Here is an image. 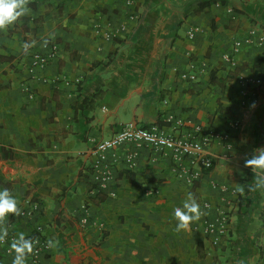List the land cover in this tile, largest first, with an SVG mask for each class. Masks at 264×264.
<instances>
[{"label": "crops", "instance_id": "1", "mask_svg": "<svg viewBox=\"0 0 264 264\" xmlns=\"http://www.w3.org/2000/svg\"><path fill=\"white\" fill-rule=\"evenodd\" d=\"M135 1L30 0V14L0 32V190L22 211L41 205L33 219L8 218V233L29 238L42 227L52 246L40 264H264V190L248 191L254 174L244 167L264 147V45L244 46L236 68L224 61L236 38L264 32V0H172L165 9L159 0ZM192 26L201 28L195 39ZM53 42L57 58L31 71L32 55ZM243 78L262 80L256 99ZM168 114L230 132L234 148L213 145L214 167L195 185L144 148L136 170L114 166L115 197L96 190L90 139ZM213 183L245 188L232 198L230 235L217 248L195 230L202 217L177 233L173 215L189 192L200 206L211 202L213 215L223 196ZM13 257L0 244V264ZM26 264H35L32 254Z\"/></svg>", "mask_w": 264, "mask_h": 264}, {"label": "built area", "instance_id": "2", "mask_svg": "<svg viewBox=\"0 0 264 264\" xmlns=\"http://www.w3.org/2000/svg\"><path fill=\"white\" fill-rule=\"evenodd\" d=\"M45 1V0H33ZM127 6L135 5V0H125ZM201 31L199 26H192L188 31L189 39H195ZM98 35H103L107 39L116 35V32L111 30L101 31L97 28ZM103 33V34H102ZM246 45L263 46L264 32L258 28H252L243 38H236L233 42L230 52L224 55V61L228 66L236 68L238 61L237 56L242 48ZM59 53V45L57 43L49 44L47 53L35 52L32 55L31 71L35 68L44 67L54 61ZM184 77H188L187 74ZM196 79L195 75L190 76ZM253 89L254 98L256 99L262 86L261 79H242ZM240 122L237 120L233 123V128L238 129ZM93 143L91 155L94 157L92 165V183L95 189L107 193L110 197L116 196L114 166L123 162L129 170L138 168V160L141 149H149L157 155L167 157L172 162V169L178 180L188 184L195 185L200 182L204 175L209 173L214 167L213 156L210 153V148L215 144H222L225 148L231 151L234 148L232 135L228 131H222L214 125L192 124L189 120L181 117H176L173 114H168L162 122H158L148 127L139 125L136 121H131L124 124L121 131L108 139L97 140L91 138ZM124 154L119 153V149L127 148ZM157 161V157L153 158ZM214 188L222 192V205L215 208L209 201H204L201 210L202 223L195 226V230L201 231L214 247H219L226 238L230 235L231 226V210L230 205L238 192L226 184L213 183ZM149 195L159 194V189H149ZM82 208L85 211L83 223H89L87 214V205L83 204ZM41 210V205L38 202H31L30 208L26 209L21 216L28 219H33ZM13 216H10L11 218ZM14 233H8L5 246L7 254L10 252V243L16 238ZM29 238L38 240L35 244L34 253L32 254L33 262L40 264L42 258L49 250L48 241L44 238L43 228L37 227Z\"/></svg>", "mask_w": 264, "mask_h": 264}, {"label": "clouds", "instance_id": "3", "mask_svg": "<svg viewBox=\"0 0 264 264\" xmlns=\"http://www.w3.org/2000/svg\"><path fill=\"white\" fill-rule=\"evenodd\" d=\"M29 4L30 0H0V32L6 33L21 18L28 16L31 12ZM47 43L46 39L43 40L45 46ZM35 45L36 41L33 40L25 42L22 48L27 53ZM253 106H255L254 103ZM244 167L250 168L254 174L253 183L248 186V191L264 190V147L255 149L250 158L246 157ZM237 191L243 196L245 188L238 185ZM22 214L20 202L13 193L8 188L0 190V244L5 243L8 237V218L10 216L19 217ZM173 215L177 222L175 231L179 233L190 230L191 224L199 221L204 213L194 194L189 192L182 207H176ZM37 243L38 240L26 237L23 232L18 233L10 243L9 250L14 254L12 264H26L28 256L34 253ZM48 244L52 246L51 241Z\"/></svg>", "mask_w": 264, "mask_h": 264}, {"label": "rangeland", "instance_id": "4", "mask_svg": "<svg viewBox=\"0 0 264 264\" xmlns=\"http://www.w3.org/2000/svg\"><path fill=\"white\" fill-rule=\"evenodd\" d=\"M172 0H159V2L161 3L160 7H162L163 9L167 8L168 6V2H171ZM169 18L171 17V15H168Z\"/></svg>", "mask_w": 264, "mask_h": 264}, {"label": "trees", "instance_id": "5", "mask_svg": "<svg viewBox=\"0 0 264 264\" xmlns=\"http://www.w3.org/2000/svg\"><path fill=\"white\" fill-rule=\"evenodd\" d=\"M207 4L210 5L211 3H209V2L203 3L201 8H205V7H207Z\"/></svg>", "mask_w": 264, "mask_h": 264}]
</instances>
